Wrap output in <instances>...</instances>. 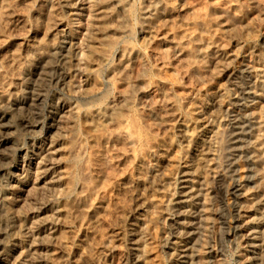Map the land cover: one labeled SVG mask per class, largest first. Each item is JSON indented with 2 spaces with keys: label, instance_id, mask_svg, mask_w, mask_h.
Segmentation results:
<instances>
[{
  "label": "clouds",
  "instance_id": "1",
  "mask_svg": "<svg viewBox=\"0 0 264 264\" xmlns=\"http://www.w3.org/2000/svg\"><path fill=\"white\" fill-rule=\"evenodd\" d=\"M0 264H264V0H0Z\"/></svg>",
  "mask_w": 264,
  "mask_h": 264
}]
</instances>
